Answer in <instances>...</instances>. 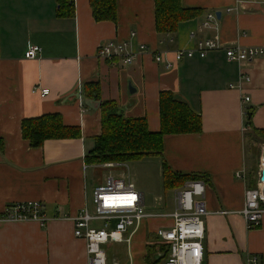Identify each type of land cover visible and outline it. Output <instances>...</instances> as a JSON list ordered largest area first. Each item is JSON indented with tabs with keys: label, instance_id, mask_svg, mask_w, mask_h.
<instances>
[{
	"label": "crops",
	"instance_id": "0c3cea01",
	"mask_svg": "<svg viewBox=\"0 0 264 264\" xmlns=\"http://www.w3.org/2000/svg\"><path fill=\"white\" fill-rule=\"evenodd\" d=\"M181 2L200 13L180 22L173 33H159L155 0H117L115 22L96 21L90 0H74L72 15L59 14L58 0H0V214L11 203L39 201L47 217L45 225L36 220L0 223V264H88L86 241L74 235L70 217L92 206L94 187L108 175L125 176L123 169L87 161L101 133L100 105L114 101L119 113L145 117L156 132L161 127L163 90L172 91L202 117L199 133L165 135L163 156L176 172L209 174L204 264H248L252 255L264 264V217L258 228L249 229L240 213L247 186L255 185L253 178L257 181L264 150L253 131L264 128V57L239 64L217 49L205 57L175 60L177 50L193 46L191 31H198L213 11L219 13L217 20L197 32L198 39H217L223 46L262 45L264 5L257 0ZM110 39L129 41L137 52L135 61L99 57V45ZM141 44L150 51H142ZM30 45L40 46L38 57H25ZM158 53L164 61L155 60ZM243 75L250 80L238 88ZM89 83L99 85V98L89 94ZM35 86L50 92L33 93ZM54 113L66 126L79 127L80 136L46 139L32 147L22 135V122ZM152 159L159 161L162 176L161 156L133 163L146 165ZM133 184L146 206L151 185ZM159 198L158 211L146 206L148 212L174 211L173 202H158ZM171 223L145 219L130 244L114 242L105 248L125 244L129 264H147L148 250L157 243L155 231ZM105 252L108 264L120 262L117 255ZM159 256L162 253L156 251L152 260Z\"/></svg>",
	"mask_w": 264,
	"mask_h": 264
},
{
	"label": "built area",
	"instance_id": "2783aa9c",
	"mask_svg": "<svg viewBox=\"0 0 264 264\" xmlns=\"http://www.w3.org/2000/svg\"><path fill=\"white\" fill-rule=\"evenodd\" d=\"M242 2L244 0H238ZM264 5V0H257ZM232 11V8H228ZM217 20V12L207 14L198 31H191L190 38L195 40L191 47H183L175 52V60L184 57L199 55L205 57L210 51L224 49L230 61L239 64L249 62L257 57H264V43L259 46L230 45L223 46L217 39H198L197 32L202 28L212 26ZM135 33H132V36ZM140 49L150 51V48L141 44ZM41 53L40 46L30 45L25 53L26 58H36ZM97 55L103 58H118L131 64L135 61L137 52L131 49L127 40L110 39L102 42ZM156 61H164L163 53L155 55ZM170 66V61L168 62ZM249 81L250 76H241L238 88L242 87V81ZM235 87V85H231ZM41 95L49 94L48 88L35 86L32 90ZM246 101L250 97H245ZM99 166L107 168H120L125 176L108 175L104 182L96 185L93 190L92 206L85 205L74 216V235L86 241L88 264H108L104 246L114 242L132 241V235L136 228L149 218H161L172 220L170 225H162L155 231L157 240L166 244V257L162 264H204L206 237L205 216L209 214L205 201L207 184L202 180H189L181 188L174 191L172 212H148L145 206V197L138 191L130 177L129 168L125 161H110L99 163ZM264 169L262 158L256 185L247 186L245 190V203L240 211L249 229L258 228L264 217V181L261 179ZM239 178L246 175L236 172ZM36 220L45 225L47 221L42 202L24 201L7 205L0 214V223L11 221ZM163 255V254H162ZM248 264H258L259 257L252 255L247 259ZM114 264H121L115 261Z\"/></svg>",
	"mask_w": 264,
	"mask_h": 264
},
{
	"label": "trees",
	"instance_id": "16d2710c",
	"mask_svg": "<svg viewBox=\"0 0 264 264\" xmlns=\"http://www.w3.org/2000/svg\"><path fill=\"white\" fill-rule=\"evenodd\" d=\"M59 14H74V0H58ZM93 16L96 21L117 20V0H90ZM67 6L68 11H62ZM62 11V12H61ZM199 8L182 5L181 0H155V22L159 33H173L179 23L188 20L198 13ZM89 94L99 98L100 89L97 83L86 84ZM161 127L153 132L149 129L145 117H126L117 111L114 101H103L101 107V133L96 137L95 147L87 156L89 163L110 161H134L147 156H161V170L164 189L172 190L182 187L189 180L210 181L209 174L180 173L174 171L165 160L164 137L167 134L199 133L202 130V117L190 105L175 96L170 90H163L159 97ZM254 137L264 143V128H254ZM22 135L32 147H38L46 139L79 137V127L66 126L60 114H46L28 118L22 122ZM3 142L0 140V149ZM256 185L255 178L251 185ZM254 185V186H255ZM253 186V187H254ZM161 244L162 256L154 258L156 245L148 250L147 264H161L166 257V244ZM156 250V251H155Z\"/></svg>",
	"mask_w": 264,
	"mask_h": 264
},
{
	"label": "rangeland",
	"instance_id": "374dc122",
	"mask_svg": "<svg viewBox=\"0 0 264 264\" xmlns=\"http://www.w3.org/2000/svg\"><path fill=\"white\" fill-rule=\"evenodd\" d=\"M136 164V165H134ZM129 171H130V175H131V179H133V181L140 182L142 184H150L151 185V192H147L146 193V206L148 208V210L150 211H158V203H156V200L159 198L158 202L161 201V199L163 200V203L167 202L172 204L173 202V195H174V191L173 190H165L164 186H163V180H162V176L159 175V161L152 159L151 163H147L146 165H144V163H133V161H130L129 163ZM162 203V202H161ZM158 206V207H154ZM174 205V204H173ZM157 241V245H156V250L157 252H161L163 249L161 247L162 243L159 240ZM119 245V244H118ZM125 247V244H120V246ZM116 245H114V249H107L105 248L106 246H104V248L108 251V254L111 255H117L119 257V261L121 262V264H129V259H128V252L126 247L124 249L121 248L117 249V247H115Z\"/></svg>",
	"mask_w": 264,
	"mask_h": 264
},
{
	"label": "water",
	"instance_id": "95a60500",
	"mask_svg": "<svg viewBox=\"0 0 264 264\" xmlns=\"http://www.w3.org/2000/svg\"><path fill=\"white\" fill-rule=\"evenodd\" d=\"M217 15L219 16V13H217ZM262 158L264 160V150H263V153H262ZM261 179L264 181V169L262 170V176H261Z\"/></svg>",
	"mask_w": 264,
	"mask_h": 264
}]
</instances>
